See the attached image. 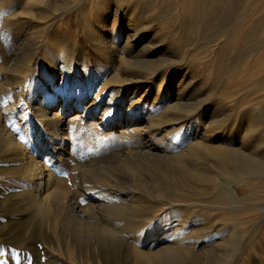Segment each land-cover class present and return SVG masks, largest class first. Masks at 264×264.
<instances>
[{
  "label": "rangeland",
  "instance_id": "obj_1",
  "mask_svg": "<svg viewBox=\"0 0 264 264\" xmlns=\"http://www.w3.org/2000/svg\"><path fill=\"white\" fill-rule=\"evenodd\" d=\"M69 1L73 6L83 2ZM89 2L85 0L79 12L89 8ZM105 2L108 5L100 20L102 23L117 22L120 34L116 37V46L122 49L130 37L125 52L131 53V60L146 64L150 71L148 77H152L142 84L138 95L145 92L146 95L129 116L131 121L139 120V127L144 131L136 136L123 135L117 129L96 128L91 113L84 117L78 113L82 125L72 123V128L80 148L70 165L76 168L75 173L82 174L78 179L70 176L63 179L74 189L77 204L91 208L102 224H111L113 220L109 217L117 218L113 214L122 212L123 205L101 193L129 196L134 192L139 195L140 202H137L145 208L128 211L124 217L135 221L138 220L136 213L143 216L142 233L127 231L110 236L101 230L77 227L56 211L45 217L38 215L34 204L24 196L21 181L26 168L24 153L0 140V264H142L137 261L136 246H147L150 256L155 258L164 231L172 234L187 223L183 226L190 233L191 228L200 227L203 222L210 223L220 239L227 241L221 243L223 249L240 247L234 252L235 264H243L249 256H254L255 250L264 252L260 245L264 242V171L260 168L253 171L235 168L232 164L202 157L200 164L209 180L200 189L182 187L175 191L165 181L154 187L149 179L133 177L125 167L129 156L144 166L150 165L152 159L145 148L163 137L181 136L184 139L182 147L202 140L204 126L222 129V134H211L213 139L207 140L211 145L231 144L248 154L256 152L248 149L242 139L248 134L251 139L264 141V0H99L94 7L101 8ZM116 5L120 6L117 17L114 16ZM128 16L133 17L130 24ZM79 19L80 16L77 28L72 24L66 29L68 32L56 33L59 39L67 42L68 49H74L73 43L79 41L71 62L78 68L72 69L74 73L94 71L95 88L98 89L100 82L111 81L110 73L114 70L131 71L132 74L143 71L120 62H116L115 68H104L106 64L101 63L102 59L91 47L86 25ZM16 22L20 26L13 28L18 29L17 36L23 39L25 35L31 36L30 28L48 24L49 19L45 14L34 13L33 17L22 16ZM135 27L139 32L137 36ZM1 36L3 42L10 41L9 35L2 33ZM14 46L13 42L7 52ZM4 58L0 48V60ZM2 74L4 70H0L3 84ZM161 77L166 78L167 84L154 103ZM108 85L96 106L103 109L109 104L113 119L125 120L132 84L117 86L113 94L111 91L116 83L111 81ZM120 89V101L107 103L109 95L115 96ZM1 95L0 115L10 125L17 142L30 147L38 161H44L35 145L37 135L42 134V126L36 125L32 116L24 114L20 118L17 108L6 109L10 90ZM89 102L91 100L86 99L85 104ZM168 106H177L179 110L169 111ZM183 108L195 111L186 113L181 110ZM75 116L72 114V119ZM150 118L156 120L153 126L147 121ZM230 136H234L235 141H231ZM173 149L160 150L164 152L160 154L162 161L159 159L162 167ZM259 161L264 167V156ZM91 185L104 191L83 192ZM194 218L200 221L195 222Z\"/></svg>",
  "mask_w": 264,
  "mask_h": 264
},
{
  "label": "bare ground",
  "instance_id": "obj_2",
  "mask_svg": "<svg viewBox=\"0 0 264 264\" xmlns=\"http://www.w3.org/2000/svg\"><path fill=\"white\" fill-rule=\"evenodd\" d=\"M82 1L83 4L85 0ZM98 1L90 0L89 8L82 9L79 12L82 4L73 6L69 0H0V48L5 56L4 59L0 60V70L5 72L1 75V79L5 82L3 84L0 82V99L2 93L10 90V98L5 102L6 109L16 110L17 108L21 112L20 118H23L24 114L32 116L35 119V124L42 126V134L37 135V141L34 143L38 148V152L45 159L42 162L38 161L32 155L30 147L17 142L10 125L6 123L1 115L0 140L5 141L10 147L20 148L24 153L23 162L26 164V168L21 174L25 191L24 196L34 204L35 212L38 215L45 217L56 211L62 218L69 219L77 227L95 231L101 230V232L110 236L118 233L124 234L127 231L141 234L144 226L143 216L136 213L135 217L138 220L135 221L124 217V213L137 211L138 207L143 206V204L140 205L137 202L139 195L134 192L129 196L119 193V195L101 193V196H109L112 200L119 202V205H123L122 212H113V215H116L117 218L109 217L113 220L111 224L106 222L102 224L103 221L97 218L98 216L90 210L91 208H83L77 204L74 199V189L64 183L65 179H63L65 176L78 179V176L82 174V172L79 175L75 173L76 168L70 165L71 160L80 148L78 145L79 140L75 138L72 128V123H78V126L82 125V120L77 118L79 117L78 113L82 117L91 113V117L95 119L94 125L96 128L102 126L108 129L120 130L123 135L136 136L139 133L141 135V132L144 131L139 127L140 121H131L129 116L131 112L136 111L135 107L143 102L146 95V92L141 96L138 93L143 89L142 84L152 78L148 77L150 71L147 69L149 68L146 64L131 60L129 58L131 53L125 52L126 47L129 46L130 37L127 38L125 46L118 49L117 42H115L117 35L120 34L117 30V22L114 20L112 23H102V20H100L103 15L102 11L107 8L108 4L105 2L101 8L98 7L97 9L94 6H98L96 4ZM119 7V5L115 6V17L118 16ZM94 11L96 12L94 13ZM34 13L36 15H47L49 23L38 27L33 26V29L30 28L31 36L25 35L23 39L19 38L17 36L18 29L13 28L20 26L16 21L22 16L33 17ZM106 13L109 14L110 12ZM79 16V21L86 25L85 32L89 36L91 47L102 59L101 63L106 64L104 68H115L116 62H120L127 67L133 66L134 69L143 70L135 71L136 73L133 74L130 73L131 71L128 73V71L119 72L117 70L110 73L112 77L109 79L116 83L112 88V94L117 86L132 84V87L129 86V106L125 113V120H114V116H111L112 109L109 104L103 106V109L100 108V105L96 106L103 94L106 93V87L109 86L108 83L110 84L111 81L100 82L101 86L97 89L95 88L97 76H95L94 71L79 70L75 73L72 71V69H78L71 62L79 41L73 43L74 49H68L67 42L59 39L56 35V33L62 31L68 32L66 29L72 24L77 28L76 21ZM132 18V16H128L129 24ZM135 29V36H137L139 33L138 28L135 27ZM2 33L9 35L7 37L10 39L8 43L3 42ZM13 38L15 40L11 41ZM13 42L15 46L7 52L8 47L12 46ZM123 70H126V68H123ZM166 84V78L161 77L154 103L159 99L161 90ZM120 92L121 89L116 92L115 96L109 95L107 103L120 101ZM126 97L128 98V95ZM86 99H90L91 102L85 104ZM154 103L152 106H154ZM176 107L168 106V110H179ZM94 108L97 109L93 110ZM181 110L186 111V113L195 111L188 108ZM72 114L77 116L72 119ZM97 115L99 116L97 117ZM96 121L101 124L98 125ZM147 121L150 126L156 123L154 118ZM211 134H222V129H212L204 126L200 137L202 140L189 143L190 145L184 147H182L184 139L180 138L181 136L175 138L163 137V140H157L145 148L147 156L152 159L150 165L144 166L139 160L136 161L129 156L125 161V167L130 170L133 177L142 180L149 179L155 185L154 187H158L160 182L165 181L171 184L175 191L182 187L200 189L205 181L209 180L200 164L202 157L214 158L220 162L232 164L235 168L251 171L260 168L264 171V167L260 166L261 160L259 161L264 156V141L257 138L251 139L248 134L243 135L242 142L247 144L245 146L256 151L248 154L236 150L231 144L211 145L210 142H207L209 138L213 139ZM230 139L235 141L234 136H230ZM162 148H174L172 152L170 151L171 154L168 153L169 156L166 157V164L163 167L160 164V161H162L160 154H164V152L160 153ZM256 149L260 151L257 152ZM128 152L126 151V153ZM136 153L134 154L136 155ZM184 161L190 162V164H186ZM94 186L86 187L83 192L87 194L99 193L101 190H97ZM163 189H165L164 191L167 190V188ZM233 196H235V193ZM113 204L115 203L110 205L116 206L115 208L120 210V207ZM183 218L188 217L184 216ZM194 221L199 222L200 220L194 218ZM203 223L200 227L194 226L191 228L190 233L186 232L185 226H183L187 223H183L172 234L164 231L159 240V254L155 258L150 256L147 246H136L134 250L137 254V261L142 264H235L234 252L239 250L240 247L233 250L223 249L221 243L227 241L223 238L220 239L219 234L214 232L210 223ZM18 225H14V228ZM151 239L153 240V237ZM230 243H232V240H230ZM260 245L264 247V242H261ZM243 264H264V252L257 253L255 250L254 256H249L243 261Z\"/></svg>",
  "mask_w": 264,
  "mask_h": 264
}]
</instances>
